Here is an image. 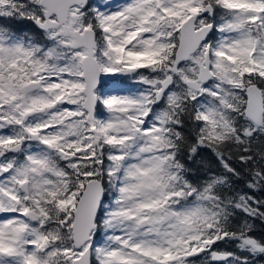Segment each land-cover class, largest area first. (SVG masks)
<instances>
[{
	"label": "snow or ice",
	"instance_id": "snow-or-ice-1",
	"mask_svg": "<svg viewBox=\"0 0 264 264\" xmlns=\"http://www.w3.org/2000/svg\"><path fill=\"white\" fill-rule=\"evenodd\" d=\"M0 264H264V0H0Z\"/></svg>",
	"mask_w": 264,
	"mask_h": 264
}]
</instances>
